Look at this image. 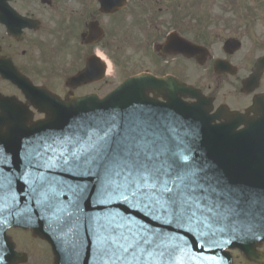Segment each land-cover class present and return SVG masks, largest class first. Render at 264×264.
<instances>
[{
  "label": "snow or ice",
  "instance_id": "1",
  "mask_svg": "<svg viewBox=\"0 0 264 264\" xmlns=\"http://www.w3.org/2000/svg\"><path fill=\"white\" fill-rule=\"evenodd\" d=\"M188 151L175 129L149 111L81 120L36 142L26 154L19 189L0 176V223L18 216L31 222L34 204L57 239L79 237L86 228L96 264H177L179 254H187L186 238L132 212L192 233L209 248L219 245L225 231L243 239L257 221L264 227V197L225 185ZM65 176L86 182L70 183ZM89 198L104 211L85 214L81 202ZM82 244L68 253V264H79Z\"/></svg>",
  "mask_w": 264,
  "mask_h": 264
},
{
  "label": "flooded vegetation",
  "instance_id": "2",
  "mask_svg": "<svg viewBox=\"0 0 264 264\" xmlns=\"http://www.w3.org/2000/svg\"><path fill=\"white\" fill-rule=\"evenodd\" d=\"M60 1H11L12 8L21 15L17 24L23 25V30L20 37H14L8 33L6 24L0 23V58H8L4 73L14 79L4 80L0 73V92L4 95L16 96L26 101L15 81L26 78L36 86L50 87L59 73L73 77L86 68L88 59L93 54L100 56V53H108V45L118 41L137 44L145 40L147 42L142 47L146 49L139 50L137 46L134 52H150L153 56L152 68L158 69L145 70L164 75L169 73L166 65L170 60L180 59L178 70L185 72V76L180 75V79L193 84L211 99L214 111L223 106L231 111L247 113L258 96L264 98V72L257 86H251L253 90H245L246 81L254 74L258 60L264 56V12L256 14L254 21L242 28L234 26V20L229 18L233 12L228 7L230 0H223L226 2L225 7L220 6L218 0H179L181 28L177 32L196 46H204L206 50L199 51V58H189L184 55L172 57L164 52L161 46L169 33L160 28H156L160 30L157 35L148 31L155 26L159 27L163 21L157 15L169 13L170 0H128L123 9L112 15L104 14L99 0H89L87 15L81 11L78 16L74 13L66 16L64 8L59 5ZM243 12L240 9V13ZM192 18L195 20L193 25L190 24ZM65 24H68L67 34H72V38L62 36L65 34ZM96 24L104 29L105 36L90 43V26ZM260 26L263 28H258ZM73 29L78 30L74 33ZM43 36L51 37L52 43H43V39L39 38ZM229 38H239L242 41L248 39L250 43L246 45L245 51L230 53L224 49ZM74 45L75 54L70 52ZM74 60L82 66L72 72ZM93 68L96 73H101L103 64L97 61ZM105 82L106 80L71 85L66 88V92L73 95L96 92L105 86ZM52 91L57 92L55 89ZM39 117L36 113L35 119ZM14 240L16 249L28 256L27 261L18 264H53L45 260V250L42 247L28 242L26 244V239L23 240L18 235L14 236Z\"/></svg>",
  "mask_w": 264,
  "mask_h": 264
},
{
  "label": "water",
  "instance_id": "3",
  "mask_svg": "<svg viewBox=\"0 0 264 264\" xmlns=\"http://www.w3.org/2000/svg\"><path fill=\"white\" fill-rule=\"evenodd\" d=\"M2 3L0 0V6ZM104 5L109 7L107 3ZM228 46L239 47L236 43L228 44ZM168 47V51L173 49L172 52H187L182 44L176 45V41ZM151 90L163 95L167 101L159 102L155 98H150L148 92ZM33 93L36 91H27L33 100H39L36 104L40 110L47 113L45 120L35 124L29 123L30 117L21 105L14 101L6 103L0 100L2 109L0 112V160L4 161L0 163V169H2L0 176L12 178L17 189L23 184L18 177L23 169L26 154L41 138L59 135L81 120L93 117L107 118L113 114L126 116L134 110L142 109L162 117L170 127L175 129V133L183 138L184 146L189 150L187 154H190L195 164L207 168L210 174L218 176L227 186L241 189L258 198L264 197V113L261 118L251 120H244L241 116L235 115L229 123L214 125L212 124L214 117L208 114L206 102L189 104L178 96L179 94L196 96L192 88L180 84L173 77L159 79L151 75L129 78L103 99L97 95H88L64 101L47 92L39 93V97ZM242 122L246 123V127L237 130ZM65 179L70 183L86 182L84 178L65 176ZM23 202V194H20L21 206ZM81 203L84 213L89 216L104 211L103 206L94 205L91 198ZM32 207L31 222L24 216H18L10 217L9 224L31 226L38 234L48 239L54 246L58 264H68L67 255L73 251V246L78 241H83L79 248V264H96L94 245L86 228L81 229L79 237L67 233L62 240L57 239L47 221L38 218V209L34 204ZM111 207H119L125 213L131 211L121 205ZM131 214L152 227L173 231L178 236L186 238L189 250L187 254H179L181 259L178 261H184L193 253L198 254V246H207L204 239L192 233L161 225L144 216L142 212ZM240 234L242 235L243 232ZM234 235L231 231H225L218 237L221 252V246L228 242L229 246L241 248L249 258L261 260L262 256L260 257L255 251L256 245L264 241V227L259 225V221L245 238L236 239ZM215 250H210L209 253H216ZM9 254L10 257L5 261L7 264L19 258L12 246Z\"/></svg>",
  "mask_w": 264,
  "mask_h": 264
},
{
  "label": "rangeland",
  "instance_id": "4",
  "mask_svg": "<svg viewBox=\"0 0 264 264\" xmlns=\"http://www.w3.org/2000/svg\"><path fill=\"white\" fill-rule=\"evenodd\" d=\"M86 1V0H85ZM256 1H259V2H264V0H250V3H249V6H256L255 5V2ZM248 4V1L246 0V5ZM68 5L73 7L74 9H80V7H82V9L80 10L83 11L84 13H86V3H84L83 5H81L79 2H74V1H71V2H68ZM174 5H177V3L175 1H172V4H171V8L174 7ZM79 12L77 11L75 13V15H77ZM172 11L170 12V14H167L166 17L169 18L171 20V18L174 16L172 15ZM237 17L234 18V20H236ZM169 28H172L171 26H168ZM248 43H249V40H248ZM75 50H76V46H72L71 47V53L75 54ZM131 55H134V52L131 48H128L127 51L125 53L122 54V73L120 75H117V77H111L110 79L107 80L106 84H105V87L103 90H109L111 87H113L115 84H117L120 79L123 78L124 74L126 72H130V71H133L136 69V66H135V60L136 59H142V58H151L149 55L147 54H144L143 52H138L137 55L134 57V59H131L130 56ZM82 65L78 63V61H75L74 60V63H73V71L77 70L79 67H81ZM149 67V65L147 64H143L140 66V68H147ZM114 84V85H113ZM22 235H21V239H26L24 240L25 243L27 244L29 238L33 237V235L31 233H29L28 231H22ZM37 246H40V243H35ZM48 260L49 262H51V258L50 256L48 257ZM250 262H248L249 264Z\"/></svg>",
  "mask_w": 264,
  "mask_h": 264
}]
</instances>
